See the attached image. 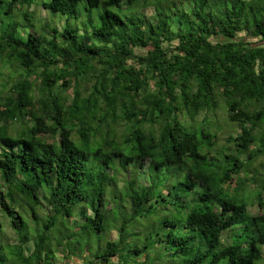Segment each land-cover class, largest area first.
<instances>
[{
  "label": "trees",
  "instance_id": "16d2710c",
  "mask_svg": "<svg viewBox=\"0 0 264 264\" xmlns=\"http://www.w3.org/2000/svg\"><path fill=\"white\" fill-rule=\"evenodd\" d=\"M0 213V264H264V0H0Z\"/></svg>",
  "mask_w": 264,
  "mask_h": 264
},
{
  "label": "rangeland",
  "instance_id": "374dc122",
  "mask_svg": "<svg viewBox=\"0 0 264 264\" xmlns=\"http://www.w3.org/2000/svg\"><path fill=\"white\" fill-rule=\"evenodd\" d=\"M30 9L33 10V8H30ZM36 14H37V17L39 18V20L41 22L46 21L48 19L47 18L48 16H47L46 11L43 10L42 8H38L37 11H36ZM61 25H62V23L61 24L60 23L58 24V26H60V27H61ZM200 119H201V116H200ZM141 180L144 183H146V181L144 179H142V177H141ZM249 212H250V214H255L256 209L250 208ZM0 218H1V220L3 222L5 221L4 218H2L1 213H0ZM140 222L143 223L142 221H140ZM132 229H134V227H132ZM131 233H139V232H138V230H131ZM2 238H3V239H1L2 241L4 240V238H8L9 243H14L15 240H16V237H15L14 233L9 228V225L7 223H5V225H4V236ZM110 238L111 239H115L116 238V232L113 231L110 234ZM156 250L159 252L160 251V247L158 246V248H156ZM263 253H264V249H263ZM76 254H77V252H76ZM61 255L58 258H56V261H55L54 264H71V262H70L71 260H73V262L74 263H77V264L78 263L80 264L81 262H82L81 264H91V263L94 264V261L92 260L91 256L87 260H81V258H78V257L77 258L76 257L75 258H72V257H70V255L68 256V258L65 259ZM126 262L130 263L131 260L130 259H127Z\"/></svg>",
  "mask_w": 264,
  "mask_h": 264
}]
</instances>
